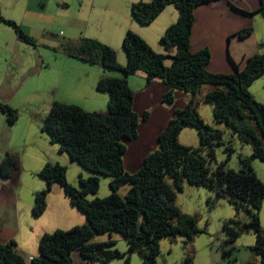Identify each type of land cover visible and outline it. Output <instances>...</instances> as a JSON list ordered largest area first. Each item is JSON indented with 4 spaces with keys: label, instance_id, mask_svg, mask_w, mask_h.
Segmentation results:
<instances>
[{
    "label": "trees",
    "instance_id": "1",
    "mask_svg": "<svg viewBox=\"0 0 264 264\" xmlns=\"http://www.w3.org/2000/svg\"><path fill=\"white\" fill-rule=\"evenodd\" d=\"M214 0H150L134 3L131 15L146 26L151 24L167 6L178 13L177 21L170 25L159 39L164 53H156L141 37L127 31L122 39V49L127 62L117 61L116 52L93 39L81 38L77 45H62L61 51L68 57L91 65L120 72L125 76L143 72L146 82L158 80L166 88L162 103H174V91L190 95L181 109H175L167 126L159 133L157 148L143 160L135 173L124 169L123 157L127 151L125 141L138 137L140 120L146 121L149 113L139 116L133 110L135 93L124 78H100L95 88L106 93V112L94 114L76 105L53 102L41 131L51 144L88 172L78 178L80 188H74L66 180V168L59 164H46L38 176L46 188L34 194L32 215L40 217L46 210L47 197L52 186L58 184L70 203L86 218L83 225L69 229H56L44 233L38 240V255L30 264H73L72 254L78 252L84 264L95 260L109 264L114 258H122L129 264L132 253L139 254L141 264H158L159 240L185 237L189 245L201 230L197 217L184 214L175 205V191L165 180L170 178L177 190L182 183L215 191L219 197H228L236 207H243L251 218L238 225L236 221L224 223L227 242H232L241 230H252L256 236L253 252L264 264V227H261L258 211L264 200V184L256 177L250 158L240 159L239 171L227 170L225 165L233 149L225 145V161L215 163V149L224 144L221 133L205 124L196 106L199 102L212 107L213 121L222 123L236 132L240 140L250 144L252 158L264 161V104L257 102L249 87L264 75V55L254 54L245 60L242 68L233 62L235 72L212 73L207 70L211 54L207 49L190 50V37L194 24V8ZM260 8L264 14V1ZM0 22L15 32L21 42L35 46L18 24L1 16ZM251 28L239 32L245 38ZM264 45V40H261ZM170 60V65L165 64ZM0 114L9 124L18 120L17 110L0 103ZM185 127H193L199 137V147L191 148L179 143V135ZM19 166L18 160L5 154L0 161V178L8 179ZM99 176L109 177L110 194L102 199L96 195ZM129 185L124 195L120 187ZM120 234L128 244L126 253L109 249L114 241L91 242L96 235ZM227 253L224 251V255ZM193 252H188L184 264H193ZM0 264H27L15 249V243L0 245Z\"/></svg>",
    "mask_w": 264,
    "mask_h": 264
},
{
    "label": "crops",
    "instance_id": "2",
    "mask_svg": "<svg viewBox=\"0 0 264 264\" xmlns=\"http://www.w3.org/2000/svg\"><path fill=\"white\" fill-rule=\"evenodd\" d=\"M138 2L150 0H0L1 16L18 24L35 42V46L21 42L13 30L0 22V103L18 110L14 100L19 99L22 105L26 100L39 113L58 102L103 114L102 107H96L95 101L99 99L89 78L95 85L103 77L124 78L135 93V113H149L146 121L139 122L137 139L125 141L123 165L128 173L137 172L144 158L157 148L159 133L174 110L187 104L190 95L174 91V103L166 105L161 101L166 88L158 80L147 83L143 72L119 76L66 56L61 46L77 45L81 38L97 40L112 48L118 63L124 66L127 58L121 44L126 32L131 31L156 53H164L159 39L177 21V11L167 6L151 24L142 26L131 15L132 4ZM259 8V0H214L194 8L190 50L210 52L209 72L234 73L233 62L242 68L248 57L264 55V45L260 43L264 38V15ZM247 28L252 29L251 34L239 37V32ZM95 66L100 68H92ZM37 94L41 96L35 99ZM252 95L264 104L263 95ZM13 125L0 114V161L10 154L19 162L11 176L0 183V245L14 242L16 251L30 264L38 255L40 236L56 228L72 227L69 219L76 218L78 211L61 187L54 184L45 212L40 217L32 215L34 193L46 188L45 181L38 176L41 169L46 164L72 162L58 152L48 137L36 139L25 131L22 141L14 144L12 134L7 135ZM40 133L45 134L41 130ZM47 146L52 147L51 152ZM45 214L50 216L49 221ZM81 217L86 223L82 213ZM84 221L79 218L78 224H85ZM72 260L73 264H84L78 252H73Z\"/></svg>",
    "mask_w": 264,
    "mask_h": 264
},
{
    "label": "rangeland",
    "instance_id": "3",
    "mask_svg": "<svg viewBox=\"0 0 264 264\" xmlns=\"http://www.w3.org/2000/svg\"><path fill=\"white\" fill-rule=\"evenodd\" d=\"M170 8H172V6H170ZM262 40H264V38H262ZM228 58L231 60L229 55ZM165 64L169 66L170 60H166ZM92 68L96 69L100 67L95 66ZM106 70L109 72L111 71L119 76H125L120 72L109 69ZM89 82L90 87H93L94 94H96L97 98L99 99V101H95L96 107H102V111L105 113L108 95L96 90L94 80L89 78ZM253 84L249 87V92L254 95H258L259 93L264 97V78L262 77L258 79ZM40 96L41 94H37L34 97L35 99H38ZM101 96L103 97L101 98ZM262 99L264 100V98ZM13 103L19 107L17 110L18 120L16 121L15 125H13L12 129L8 131L7 135H10V133L12 134L14 144L17 141L18 144L20 141H22L25 131L35 136L36 139L47 138L45 134L42 135L40 133V130L49 110L42 109L39 113H35L32 109V106L28 104L26 100H24L23 105L19 99H15ZM196 111L204 120L205 124L221 133V139L224 142V144L217 146L215 149L216 161L213 164V168L216 164L218 165L225 161L227 154L224 151V147L225 145H229L233 149V152L231 153V157L225 165V169L239 171L241 169L240 159L250 158V164L253 172L255 173L256 177L264 184V161L251 157V145L242 142L237 136L236 132L230 127L222 123L214 122L211 105L199 102V104L196 106ZM35 114H37L36 118ZM179 143L191 148L199 147V137L197 131L193 127H185L179 135ZM46 149L48 152H51L52 147L47 146ZM63 166L66 168V180L68 184L79 189V176L81 175L82 177L86 178L88 172L75 162ZM109 179V177L99 176L98 191L96 195L89 196L88 198L102 199L107 197L110 194L108 185ZM165 182L175 191L174 202L180 211L184 214L197 217V226L201 232L197 233V235L194 237V240L189 245H184L185 237L183 236L159 240L160 255L157 258L158 264H184V258L188 252L194 253L193 264H259V257L252 250V247L256 243V236L252 230H241L239 237L232 242H227V235L223 230L224 223L230 220L236 221L239 226L248 222L251 218L248 211H246L243 207H236L234 204L230 203L228 197H219L215 191H211L207 188L197 187L190 185L187 182H183L182 189L177 190L173 186L174 184L170 178H167ZM23 187H25V185H23ZM128 188L129 185H123L120 187L118 193L120 195H124ZM55 207L56 206H54V208ZM76 210L78 211L77 217L69 219L70 223L73 224L72 227L83 224H78L79 218H82L84 221V217H81L80 211L78 209ZM258 217L261 227H264V200L261 204L260 210L258 211ZM44 218L47 221L50 220V216L47 214H45ZM108 240L114 241V244L109 247V249H115L121 254L127 252V242L120 234L115 232L111 233L110 235H96L91 240V242H105ZM224 251L227 252L225 255ZM91 262L94 264H99L98 261L95 260L88 262V264ZM109 264H123V259L114 258L109 262ZM129 264H141V258L139 254L132 253L130 255Z\"/></svg>",
    "mask_w": 264,
    "mask_h": 264
},
{
    "label": "built area",
    "instance_id": "4",
    "mask_svg": "<svg viewBox=\"0 0 264 264\" xmlns=\"http://www.w3.org/2000/svg\"><path fill=\"white\" fill-rule=\"evenodd\" d=\"M3 181H2V179L0 178V183H2Z\"/></svg>",
    "mask_w": 264,
    "mask_h": 264
}]
</instances>
